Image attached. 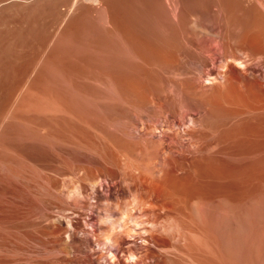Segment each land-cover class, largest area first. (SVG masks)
Returning <instances> with one entry per match:
<instances>
[{"label":"rangeland","instance_id":"374dc122","mask_svg":"<svg viewBox=\"0 0 264 264\" xmlns=\"http://www.w3.org/2000/svg\"><path fill=\"white\" fill-rule=\"evenodd\" d=\"M259 4L0 0V264H76L72 235L93 264H247L263 198L233 197L232 140L264 127Z\"/></svg>","mask_w":264,"mask_h":264},{"label":"bare ground","instance_id":"6f19581e","mask_svg":"<svg viewBox=\"0 0 264 264\" xmlns=\"http://www.w3.org/2000/svg\"><path fill=\"white\" fill-rule=\"evenodd\" d=\"M77 3V1H75ZM75 3V4H76ZM97 3V2H96ZM100 3V2H99ZM70 5V4H69ZM74 5V4H73ZM72 6V5H71ZM260 9L259 11L256 13L257 16L255 15L254 17H257L256 18V21H257V26L259 27V29L257 31H254L256 33H253L250 34L249 33V36L250 38H255L256 39V43L259 42V46H262L260 45V40L258 41L257 38L259 39H264V5H260ZM67 8H68V5H67ZM255 19V18H254ZM254 24V22H253ZM256 27V24L255 26ZM253 30V29H252ZM249 38V37H248ZM247 39V40H250ZM246 40V41H247ZM252 40V39H251ZM250 40V42H251ZM261 40V41H262ZM254 42V40H252ZM264 43V41H262ZM248 43V42H247ZM262 43V44H263ZM243 44L245 45V43H242L241 45L243 46ZM254 44V43H253ZM248 45V44H247ZM246 45V46H247ZM252 45V43L250 44ZM249 45V47H250ZM258 46V48H259ZM238 47V46H237ZM254 47V46H253ZM246 48V47H245ZM244 48V49H245ZM240 50V49H239ZM254 50V49H253ZM241 51V50H240ZM248 52V50H247ZM244 53V52H243ZM226 54V53H225ZM224 54V55H225ZM246 55V53H245ZM247 56V55H246ZM249 57V55H248ZM242 59V57H240ZM242 72V71H241ZM229 82V81H228ZM232 84V83H231ZM230 84V85H231ZM229 87V85H228ZM230 88H232V86H230ZM255 112H257V114L255 115V118L258 119V120H261L262 121V115L260 114L261 112H264V108H256L255 109ZM243 121H245V125H243L240 129H239V126H234V132H233V140H232V147H233V156L236 160V164H237V168L235 170V173L233 175V178H234V182H233V197H235V199L237 201H240L244 196L245 197H249L251 195H254L255 194V197L257 196V194H260L261 196V199L263 198L264 199V196L262 194H264V185H261V183L263 182L264 180V127H259L255 130H252L250 129L249 125H250V120H252L250 117H245L244 119H242ZM242 161L244 162L245 164L243 165V168H244V171L243 172H240V166H239V161ZM110 192V191H109ZM258 192V193H257ZM64 193V192H63ZM66 193V192H65ZM96 193V192H95ZM120 193V192H119ZM69 194V192H68ZM113 194V193H112ZM118 194V193H117ZM28 195V193H27ZM31 195H33L31 193ZM97 195H99V193H97ZM119 195V194H118ZM96 195H94L95 197ZM111 196V194H110ZM31 197V196H30ZM97 197V196H96ZM253 197V196H252ZM99 198V197H97ZM104 198V197H103ZM107 198V197H106ZM105 198V199H106ZM109 198V197H108ZM119 198V197H117ZM257 198V197H256ZM259 198V197H258ZM122 199V198H121ZM262 199V201L258 200V202L260 203H257V200H255L254 202H256V204H259L260 206L258 207L259 209L255 210V212L257 213L256 216L257 219H256V216L253 215V217L255 218L256 221V224H254V227H252L253 229L251 230V221L248 225V228H246L247 230L250 228V235L247 232L249 236L248 239H247V242L245 244H247L245 247V253H247L248 257L246 260L247 264H264V200ZM108 200V199H106ZM111 200V198H110ZM119 200V199H118ZM118 200H117V203H118ZM30 201H33V200H30ZM98 201V200H97ZM85 202V201H84ZM88 204V203H87ZM86 204V205H87ZM256 204H255V207H256ZM255 207H252L254 209H256ZM113 212V211H112ZM111 212V215L113 216ZM122 212V210H121ZM252 211L250 210V213ZM254 212V211H253ZM249 213V212H248ZM119 214V213H118ZM121 214V213H120ZM255 214V213H253ZM68 216V215H67ZM116 216V215H115ZM65 217V216H64ZM114 217V216H113ZM68 218V217H67ZM70 218V217H69ZM116 218V217H115ZM72 219V218H71ZM253 219V218H252ZM115 220V219H114ZM254 220V221H255ZM91 222L93 220H90ZM89 221V223H90ZM118 220H116L117 222ZM72 222V221H71ZM88 223V222H87ZM111 223V221H110ZM114 222H112V224H114ZM249 223V222H248ZM111 224V225H112ZM116 225V224H115ZM113 226V225H112ZM246 226H247V223H246ZM114 227V226H113ZM222 227V226H221ZM99 230V229H98ZM102 231V230H101ZM97 232V231H96ZM110 232V231H109ZM108 232V233H109ZM226 232V231H225ZM245 232V233H246ZM94 233V232H93ZM227 233V232H226ZM110 234V233H109ZM112 234V233H111ZM223 234L225 235L224 233V230H223ZM228 234V233H227ZM114 235V234H112ZM222 235V234H221ZM95 237V236H93ZM115 237V236H114ZM222 237V236H221ZM225 237H228L225 235ZM224 237V238H225ZM109 238V236H108ZM113 238V237H112ZM116 238V237H115ZM229 238H230V241H231V238L230 237V234H229V237L227 239L228 242H226L227 244H230L229 243ZM72 245H76V244H79L80 245V248L78 250V254L80 255H77L78 260L75 262L76 264H93V261L92 260V253L91 251L86 247L88 245L86 244H89L88 243V239L85 240V239H82L81 240L79 238H77L76 235H72ZM222 239V238H221ZM223 240V239H222ZM233 241V239H232ZM224 242V241H223ZM243 244L244 242L241 241ZM74 243V244H73ZM70 244V243H69ZM67 245V244H66ZM74 245V246H75ZM78 245V246H79ZM70 246V245H69ZM77 246V245H76ZM77 246V247H78ZM86 248H85V247ZM229 246V245H228ZM230 247V246H229ZM70 248H74L73 246H70ZM75 249V248H74ZM65 250H68V249H65ZM71 250V249H70ZM239 250V249H238ZM73 251V250H71ZM230 251H233V250H230ZM229 251V252H230ZM226 252V251H225ZM71 253V252H70ZM75 253V252H74ZM228 253V252H227ZM233 253V252H232ZM231 253V254H232ZM69 254V253H68ZM230 255V254H229ZM80 256L82 258H80ZM245 257V256H244ZM73 258V256H72ZM76 258V257H75ZM234 258V257H233ZM73 261V260H72ZM74 263V262H73Z\"/></svg>","mask_w":264,"mask_h":264}]
</instances>
